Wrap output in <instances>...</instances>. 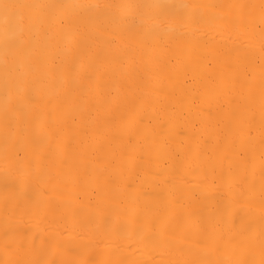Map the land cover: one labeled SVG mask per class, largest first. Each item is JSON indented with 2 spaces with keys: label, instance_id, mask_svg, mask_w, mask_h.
<instances>
[{
  "label": "bare ground",
  "instance_id": "1",
  "mask_svg": "<svg viewBox=\"0 0 264 264\" xmlns=\"http://www.w3.org/2000/svg\"><path fill=\"white\" fill-rule=\"evenodd\" d=\"M0 264H264V0H0Z\"/></svg>",
  "mask_w": 264,
  "mask_h": 264
}]
</instances>
